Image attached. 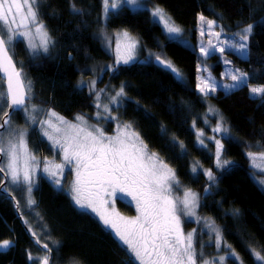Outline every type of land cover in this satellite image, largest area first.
I'll return each mask as SVG.
<instances>
[{"label":"trees","instance_id":"16d2710c","mask_svg":"<svg viewBox=\"0 0 264 264\" xmlns=\"http://www.w3.org/2000/svg\"><path fill=\"white\" fill-rule=\"evenodd\" d=\"M145 1L164 9L194 41L200 15L238 27L264 19V0ZM72 4L79 13L72 12ZM40 17L54 41L48 55L35 56L18 38L9 45L15 63L32 81L31 103L70 120L79 115L93 116L95 97L80 84L96 78L93 65L98 71L106 69L107 83L115 89H125V108L118 114L132 122L149 150L175 170L182 184L201 193V222H214L220 228L226 245L224 255L234 250L243 264H264L253 255L258 252L264 256V187L258 183L246 155L257 146L264 147V96L253 97L249 86H244L229 94L218 91L211 97L234 134V139L223 142L226 157L234 164L218 174L217 185L207 194L205 174L192 171L194 166L196 170H212L215 160L211 150L198 145L194 127H202L201 118L208 108L196 89L201 55L171 40L149 10L124 7L110 12L105 19L102 0H40ZM123 31L142 43L145 58L119 66L110 75L109 69L116 65L115 56L106 47L102 34ZM156 56L170 62L180 76L156 66ZM235 57L249 74V84L264 86V24L258 25L252 35L248 58ZM219 64L222 68L220 61ZM0 87H4L1 78ZM21 114L12 116L19 127L25 126ZM30 146L40 155L50 151L35 134L30 137ZM70 177L68 172V183ZM42 180L37 191L38 205L33 209L46 227L42 236L35 233L39 244L33 240V231L25 220L27 211L17 208L19 198L12 193L13 200L0 190V242L13 243L8 252H0V264H35L28 259V253L33 257L44 255L45 243L53 249L51 264H137L98 218L75 206L68 193L56 191L47 179ZM22 220L27 222L32 236ZM31 223L35 224L32 219ZM211 249L215 250L214 245ZM204 252L206 256L211 253L205 247ZM227 264H234V258L228 257Z\"/></svg>","mask_w":264,"mask_h":264},{"label":"snow or ice","instance_id":"6c2138e0","mask_svg":"<svg viewBox=\"0 0 264 264\" xmlns=\"http://www.w3.org/2000/svg\"><path fill=\"white\" fill-rule=\"evenodd\" d=\"M124 4L133 8L143 7L140 0H103L104 18L107 19L110 10ZM71 9L73 13L80 11L75 4L71 5ZM150 14L168 34L180 33L181 29L161 7L155 6ZM199 20L201 35L207 33L217 39V44L209 40L208 48L201 47L200 52L204 57L212 54L209 49L223 53L225 45L241 53L247 50V44L243 41H247L252 33V24L236 34L242 41L237 44L221 39L222 29L214 31L217 27L215 20L203 15L199 16ZM122 37L123 44L118 41L116 45V64L130 63L137 46L129 33L124 32ZM17 38H23L33 54L38 51L47 53L54 43L40 17V0H0V73L4 81V87H0V189L11 196L12 193L5 185L15 186V189L25 194L27 205L33 206L36 204L33 189L38 173L43 172L55 187L61 188L64 171L69 168L74 174L69 189L72 202L79 209L94 213L102 227L111 232L137 264H226L228 257L234 258V264H243L234 250H229L228 256H206L204 245L197 243L196 229L187 233L184 231L182 217L201 223L196 213L199 197L190 189L183 188L175 170L157 153L149 150L131 124H117L116 134L107 135L102 128L89 125L82 115L76 117L77 123H72L55 111L47 110L44 112L45 118L39 119L43 110L31 103L32 81L24 75L23 67H18L9 55V45ZM156 60L177 77L180 76L170 62L160 56H156ZM231 79L236 84L245 83L247 74H233ZM197 87L207 97L216 91L218 85L211 82L210 77H201ZM224 87L231 90L234 85ZM95 91V82H92L90 94ZM251 93L264 96V86L252 87ZM124 95L125 89L121 86L111 96V104L118 105L119 98ZM95 99V106L100 108L101 97L98 93ZM17 110L25 114L26 123L23 128L13 126L11 114ZM103 111L116 119L111 116L112 109L107 104L103 106ZM36 124L40 126L43 137L58 150L62 162L54 164L47 158L41 161L30 149L27 128ZM213 131L226 133L227 129L218 125ZM215 145L216 167L223 168L228 164L227 160H221L223 144L215 139ZM246 155L253 162V167H256L257 159L264 160V151L259 156L251 151ZM192 171H196L195 166ZM259 171L264 173V168ZM205 175L210 181L215 179L211 170L206 171ZM258 183L264 187V179L258 180ZM117 193L131 197L135 202L137 216L126 218L114 209ZM204 227L210 232L209 241L220 253L223 242L220 231L214 222L207 220L204 221ZM211 233H214V238ZM32 234L35 236L34 232ZM9 247L10 241L0 242V249ZM43 249V256L33 257L28 253V259L35 261V264H51L53 249L47 243L43 244ZM253 255L257 261L264 262V256L260 253L254 252Z\"/></svg>","mask_w":264,"mask_h":264},{"label":"rangeland","instance_id":"374dc122","mask_svg":"<svg viewBox=\"0 0 264 264\" xmlns=\"http://www.w3.org/2000/svg\"><path fill=\"white\" fill-rule=\"evenodd\" d=\"M140 2L143 5V7L133 8L130 5L124 4V5L120 6L117 9L110 10V12H118L124 7H127V8H129L130 10H133V11L149 10L151 12V10L156 6V5H151V4L146 3L145 0H140ZM168 16H170V15H168ZM17 19H19V17H17ZM171 19H172V21H174L172 17H171ZM212 20H214V19H212ZM215 21H216L217 27L214 29V31H221V29H222L221 39H226V40H228L230 42H236L237 44L242 42V41L239 40V36L236 35V34L237 33H241L242 29L244 27H246L247 25L246 26H241V27L240 26L239 27L238 26H226L220 21H217V20H215ZM260 24H264V19L259 21V22H257V23H252V25H253L252 33L248 36L247 41H243V43L247 44V50L245 52L241 53L238 50L229 48V47H227V45H225L224 46L225 47V51L223 53H220L219 51H215V50L209 49L212 54L209 55L208 57H204L201 54L200 49H201V47L208 48L209 47V44H208L209 40L212 41V44H217V39H216L215 36L207 35V33L205 35H203V36L201 35V33H200L201 22H200V25H199L197 39L195 41L191 40L190 37L188 36L189 34L186 33V31L181 26L177 25L176 23H175V25L181 29L179 34H168L163 29L164 32L166 33V35L171 40L179 42L183 46L188 47V48H190L192 50H196L201 55V63L199 65L198 82H197V85H196V89H197L198 93L201 95V97L203 98V100L207 102L208 108H207V112L201 118L202 127L201 128L200 127H196V126H194V127H195V130H196V133H197L198 145L200 147H203V148L207 149V150H211L212 153H213L214 158H215V152H216L215 139H219L221 141V143L223 144L224 140H226V139H234L235 137H234V134L232 133V131L230 129V126L226 122L224 116L222 115L220 110L216 107V105L212 102L211 97L213 95H215L216 92H218V91H223V92L229 94V93H232L233 91L238 90V89H240V88H242L244 86H249L250 92H251V88L252 87H261V86H251L249 84L250 76L247 73H246L247 74V80H246L245 83L236 84V82L231 79V76L233 74L245 73L243 71L241 65L236 63L237 58L235 56H241L243 58H248L249 47H250L252 35H253L255 29L257 28V26L260 25ZM160 26L162 27V25H160ZM124 32L125 31L118 32V33H113V34H110V33L107 34L106 32H104L102 34L103 38H104V41H105L106 47L115 56V61H116V45H117L118 41L121 44H123L122 34ZM129 35L136 41V44H137L136 49H135V53H134V58L128 64L120 63V64H116L115 67L110 68L109 69L110 75L115 73L116 69L119 66H122V65L123 66H129V65L134 64L136 62H139V61H141L142 59L145 58L144 57L145 53H144V50H143L142 43L136 37L132 36L130 33H129ZM18 39H21V40H23L26 43V41L23 38H18ZM37 41H38V38H37ZM26 45H27V43H26ZM48 54H49V51L47 53H44L43 51H38L34 55L37 56V57H40V56L48 55ZM216 56L219 57L218 60H213V58L216 57ZM148 58H151V56H148ZM219 61H220L221 65L223 66L222 68H220ZM92 67H94V68H92V72H93V74H96V78L84 80V81L81 82L80 86L83 87V88H86L90 92L92 82H95L96 91L92 92L91 94L94 97L96 96L97 93L100 95L101 100L99 101V103L101 104V107L97 108L95 106V111H94V115L93 116H87V115H82V116L88 121L89 125H96L97 127L102 128L107 135H115L116 134V126H117V124H121L122 125V124L128 123V124L132 125L131 121L125 120L124 116L122 114H118V112H117L119 109L124 110V108H125V104H126L125 95L119 98L118 105L111 104V101H110L111 96L114 95L117 91H119V89H115L114 87H112L110 84L107 83V79L105 80V76L107 75V70L106 69H102V70L98 71L97 68H96L97 66L93 65ZM201 77H203L205 79H208L210 77L211 78V82H213V83L218 85L216 91L212 92V93H209V95L207 97L203 96L199 92L198 87H197L199 82H200V78ZM225 85H234V87L231 90H228V89H226L224 87ZM251 96H253V97H262L260 95H254L252 93H251ZM96 103H97V101H96V99H94V105H96ZM105 104H107L112 109L111 116L112 117H116V119H112L111 117H109V115L107 113H104L103 106ZM29 107H31V106H29ZM39 108L43 110V108H41V107H39ZM210 109H211V111H210ZM44 112H46V111L45 110L41 111V113L39 114V119H44L45 118ZM97 113L100 114L99 118L97 117ZM57 114L59 116H62L59 113H57ZM20 117L26 123L25 114L24 113L21 114ZM62 117H64V116H62ZM76 117L74 119H71V120L67 119L65 117H64V119L68 120V121H70L72 123H77ZM218 125L223 126L224 128H226L227 132L226 133L214 132L213 129L215 127H217ZM13 126L17 127V128H23L24 127V126H20L19 127L17 122H15L14 120H13ZM133 129H134V126H133ZM200 133H203V135L201 136ZM32 134H35V136L38 139L39 143L44 140L46 146L50 150L49 153H47L45 155L44 154L40 155V154H38V151L35 152L31 148V146H30V137H31ZM212 137H215V139H212ZM27 139H28V142H29L30 149L37 155V158L40 159L41 161H43L44 158H47L49 161H52L54 164L62 162V157L59 156L60 154H59L58 150L53 148L52 145L50 144V142L47 141V139L45 137H43L41 129H40V126L38 124L30 125V127L27 128ZM201 141H203V144L201 143ZM262 151H264V147L263 146H257L255 148V151H251V152H253L257 156H259ZM221 160L222 161L223 160H227L228 161V164H226L223 168H217L216 167V161L214 160V167L212 168V170L208 169V168H200V167H199V169L196 170V173H198V171L201 170V172H203L204 174H205L206 171L211 170L213 172V174H214L215 179L213 181H210L209 178L207 177V175H205L206 176V181L208 182V186H207V190H206L207 194L210 193L214 189V187L217 185L218 174L220 172H223L226 169L230 168L234 164L231 160H229L226 157V154H225V151H224V146H223V149H222ZM250 162H251L250 163L251 169L254 171L257 181L260 180V179H264V173H261L259 171L260 168H264V160L257 159L255 161L256 167H253V162L252 161H250ZM169 167H171V166H169ZM68 172H71V170L69 168H66L65 171H64V183H63V186L61 188L55 187L53 185L52 181L50 179H48L43 172H39L38 173V179L36 181V186L33 189V197H34V199L36 201V204L33 205V206H28L27 205L25 194H23L19 189H15V186H11V185H7L6 186V188H8V191H10L11 193H14L19 198V203L20 204L17 207H19L20 211H21V209L27 211V216H25V220L28 222V224L31 227L32 231L38 235V237L42 236V230H44L46 228L44 223H43V221L41 220L42 218L40 217L39 213H38V217H35V213L36 212H34V210H33L38 205V196H37L38 193H37V191L39 189V186L41 187V185L43 183L42 178L47 179L46 180L47 183H49V185H51L56 191H65L66 193H68L70 195L69 189H70L71 183H72V181L74 179V174L71 172L70 182L68 183V181H69V179H67ZM181 185L183 186L184 189H189L184 184L181 183ZM13 189H15V190H13ZM190 190L193 191L194 193H196L198 195V197H199V207L196 209V213L201 218V213H200V209H201L200 208L201 193L199 191H196V190H193V189H190ZM121 200H123L124 203L128 202V203H130V204L135 206V202L131 200V197H126V196H124V195H122L120 193H117V196H116V199L114 201L113 207H114V209L117 212H119V214L121 216H124L126 218H134L135 216L138 215V213H137V211H135V209H133V211H134L133 213H130L129 212L130 209L125 208L124 206H118V205H120L119 201H121ZM116 201L119 204H115ZM82 211H84V210H82ZM85 212L91 213L90 211H85ZM91 214L96 217V215L94 213H91ZM29 217L32 219V221L35 222L34 225L31 223V219ZM96 218H98V217H96ZM182 219H183L184 231L187 233V232H191L193 229H196V233H197L196 240H197V243L198 244L202 243L206 249H209L211 251L210 255H207V256L210 257V256H213V255H219V254H223L224 255L225 249H226V245L224 244V241L222 242V250H221L220 253H217L216 249L212 251L211 247L214 244L211 243V242H208V237H207V234H206V229L207 228L204 227V223L203 222H201L200 224H197L194 220L189 219L187 217H182ZM28 224L26 223L27 227H28ZM215 227L220 231V228L218 226L215 225ZM201 233H203V235H201ZM207 233L210 234L209 230L207 231ZM220 233H221V231H220ZM211 234L214 237V233H211ZM38 237H37V240H38ZM222 238H223V236H222ZM12 247H13V243L10 242V247L7 248V249H0V252H8ZM35 255L43 256L41 254H34V257H35ZM52 260H53V258H52ZM52 260H51V262H52ZM226 264H227V261H226Z\"/></svg>","mask_w":264,"mask_h":264},{"label":"water","instance_id":"95a60500","mask_svg":"<svg viewBox=\"0 0 264 264\" xmlns=\"http://www.w3.org/2000/svg\"><path fill=\"white\" fill-rule=\"evenodd\" d=\"M9 55L12 56L11 53H10V51H9ZM12 58H13V57H12ZM13 61H14V59H13ZM14 63H15V61H14ZM154 63H155L156 66L161 67V68H163V69L169 71L168 69H166V68H164L162 65H160V64L157 62V60H155ZM2 77H3V74L0 73V78L3 80ZM19 112H22V111L17 110L16 113H19ZM16 113H15V114H16ZM10 114H11V113H10ZM11 115L13 116L14 114H11ZM6 186H7V184L5 185V187H6ZM0 190H1V192L4 193L6 196H8V197H14L13 195L9 196L8 194H6L5 191H4L3 189H0ZM13 200H15V198H14ZM17 208H18V210H19V207H17ZM19 214H20V212H19ZM22 223H23L24 227L27 229V231L29 232V235L32 236V234L30 233L29 228H28L27 225H26L25 220H22ZM32 237H33V239L36 241V244H39V242H38V240H37V237H36V236H32ZM51 257L53 258V255H52V254H51Z\"/></svg>","mask_w":264,"mask_h":264},{"label":"flooded vegetation","instance_id":"af4514ba","mask_svg":"<svg viewBox=\"0 0 264 264\" xmlns=\"http://www.w3.org/2000/svg\"><path fill=\"white\" fill-rule=\"evenodd\" d=\"M115 199H116V198H115ZM119 203H120V205H118V206H124L125 208L130 209V210H129L130 213L133 212V209H135V211H136V207H135L134 205L128 203V202H125V203H124V201L121 200V201H119ZM119 203H117V201L115 202V204H119Z\"/></svg>","mask_w":264,"mask_h":264}]
</instances>
